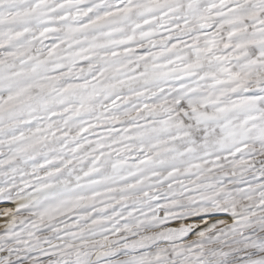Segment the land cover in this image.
Returning <instances> with one entry per match:
<instances>
[{
  "label": "snow or ice",
  "instance_id": "6c2138e0",
  "mask_svg": "<svg viewBox=\"0 0 264 264\" xmlns=\"http://www.w3.org/2000/svg\"><path fill=\"white\" fill-rule=\"evenodd\" d=\"M0 264H264V0H0Z\"/></svg>",
  "mask_w": 264,
  "mask_h": 264
}]
</instances>
